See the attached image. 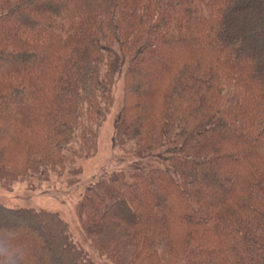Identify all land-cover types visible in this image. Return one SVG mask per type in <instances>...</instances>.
Returning <instances> with one entry per match:
<instances>
[{
	"label": "trees",
	"instance_id": "16d2710c",
	"mask_svg": "<svg viewBox=\"0 0 264 264\" xmlns=\"http://www.w3.org/2000/svg\"><path fill=\"white\" fill-rule=\"evenodd\" d=\"M121 76L133 158L76 205L112 264H264V0H0V188L73 186ZM0 264H97L0 199Z\"/></svg>",
	"mask_w": 264,
	"mask_h": 264
},
{
	"label": "rangeland",
	"instance_id": "374dc122",
	"mask_svg": "<svg viewBox=\"0 0 264 264\" xmlns=\"http://www.w3.org/2000/svg\"><path fill=\"white\" fill-rule=\"evenodd\" d=\"M118 75L112 89V107L98 130L97 150L82 159V175L79 183L73 186L57 184L37 190H29L27 184L17 183L12 190L0 188V199L8 204L35 208H46L58 212L66 221L74 241L84 249L97 264H112L100 254L87 237L82 222L77 214L76 205L86 186L101 173L111 170L127 169L132 163V156L114 147L113 135L115 119L123 103V87Z\"/></svg>",
	"mask_w": 264,
	"mask_h": 264
},
{
	"label": "clouds",
	"instance_id": "9594fccd",
	"mask_svg": "<svg viewBox=\"0 0 264 264\" xmlns=\"http://www.w3.org/2000/svg\"><path fill=\"white\" fill-rule=\"evenodd\" d=\"M0 254H6V250H5V249H2V248H0Z\"/></svg>",
	"mask_w": 264,
	"mask_h": 264
}]
</instances>
